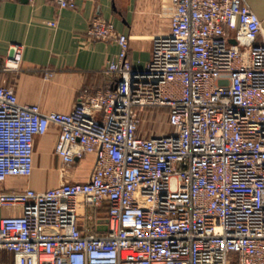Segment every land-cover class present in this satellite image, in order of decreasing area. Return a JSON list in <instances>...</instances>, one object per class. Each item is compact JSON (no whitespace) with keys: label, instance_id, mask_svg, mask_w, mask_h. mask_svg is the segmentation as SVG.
I'll use <instances>...</instances> for the list:
<instances>
[{"label":"built area","instance_id":"1","mask_svg":"<svg viewBox=\"0 0 264 264\" xmlns=\"http://www.w3.org/2000/svg\"><path fill=\"white\" fill-rule=\"evenodd\" d=\"M170 5V33L153 38L144 68L128 61L126 35L92 19L87 38L120 47L104 69L113 82L70 113L0 85V207L20 209L0 219V250L14 264H264L262 22L245 0ZM22 50L9 47L6 69H20ZM52 128L64 168L95 157L88 181L1 189L32 175L35 140ZM103 206V235L79 226L90 219L80 211Z\"/></svg>","mask_w":264,"mask_h":264},{"label":"crops","instance_id":"2","mask_svg":"<svg viewBox=\"0 0 264 264\" xmlns=\"http://www.w3.org/2000/svg\"><path fill=\"white\" fill-rule=\"evenodd\" d=\"M245 1L264 29V0ZM75 2V9H59L53 0H0V85L11 87L20 104L38 105L42 113H70L83 92H95L113 82V76L105 74L104 69L118 55L120 47L115 41L87 38L93 18L112 23L118 33L128 37L127 59L134 68L147 66L154 37L170 33V0ZM13 44L23 47L18 71L5 68ZM45 73L50 77L46 78ZM57 138L55 128L36 138L32 175L9 178L1 189L43 191L62 182H87L95 157L87 155L64 168L54 152ZM19 214V208L0 207V219ZM79 214L90 216L85 223L79 220L80 227L86 226L96 235L105 233L104 226L94 230L95 222L106 217L105 206ZM0 264H14L13 255L0 250Z\"/></svg>","mask_w":264,"mask_h":264},{"label":"rangeland","instance_id":"3","mask_svg":"<svg viewBox=\"0 0 264 264\" xmlns=\"http://www.w3.org/2000/svg\"><path fill=\"white\" fill-rule=\"evenodd\" d=\"M165 119H166V117H165V114H164V112H162V113H160V115H159V122H160V124L162 125V126H160V127H162L161 128V130L162 131H167L168 130V127L166 126V123H165ZM153 122H146V123H144L143 124V128H142V130L143 131H151V130H153V128H154V126H153V124H152ZM160 130V131H161ZM37 164H39L40 165V163H37ZM49 180V179H48ZM54 180V179H53ZM55 180H57V179H55ZM49 183H50V185H51V181H49Z\"/></svg>","mask_w":264,"mask_h":264},{"label":"trees","instance_id":"4","mask_svg":"<svg viewBox=\"0 0 264 264\" xmlns=\"http://www.w3.org/2000/svg\"><path fill=\"white\" fill-rule=\"evenodd\" d=\"M162 111H166V109H162Z\"/></svg>","mask_w":264,"mask_h":264},{"label":"water","instance_id":"5","mask_svg":"<svg viewBox=\"0 0 264 264\" xmlns=\"http://www.w3.org/2000/svg\"><path fill=\"white\" fill-rule=\"evenodd\" d=\"M104 229L106 230V227L104 226Z\"/></svg>","mask_w":264,"mask_h":264}]
</instances>
